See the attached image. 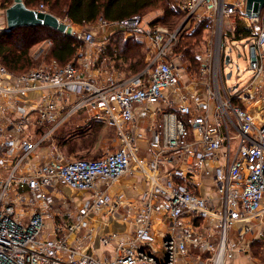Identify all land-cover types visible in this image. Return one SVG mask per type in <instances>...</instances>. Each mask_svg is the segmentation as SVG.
Returning <instances> with one entry per match:
<instances>
[{"label":"built area","instance_id":"built-area-1","mask_svg":"<svg viewBox=\"0 0 264 264\" xmlns=\"http://www.w3.org/2000/svg\"><path fill=\"white\" fill-rule=\"evenodd\" d=\"M181 9L182 27L193 19L206 32L198 75L177 49L179 30L143 14L91 29L64 20L80 41L66 64L50 59L15 74L0 61V264H182L195 247L206 264H227L238 223L240 237L252 233L264 253V13L249 16L247 0H182ZM241 26L248 32L237 33ZM120 32L147 44L137 74L116 72L109 38ZM42 44L47 50L53 39ZM234 50L249 57L250 75L228 85L234 66L241 72ZM199 81L205 102L191 87ZM138 109L150 112L144 132ZM85 111L115 125L120 142L97 157L67 158L54 135ZM44 147L54 153L36 161ZM134 171L149 183L138 200L115 191ZM157 224L168 227L161 238Z\"/></svg>","mask_w":264,"mask_h":264},{"label":"trees","instance_id":"trees-1","mask_svg":"<svg viewBox=\"0 0 264 264\" xmlns=\"http://www.w3.org/2000/svg\"><path fill=\"white\" fill-rule=\"evenodd\" d=\"M27 6L37 8L44 4L51 12L61 17H68L75 23H97L100 19L117 21L135 14H144L148 10L164 8L166 15L161 19H155V23H162L173 27L174 22L169 21V16L176 15L171 6L172 0H24ZM13 0H4V6H10ZM264 23V15H263ZM204 30L199 24L190 34L184 33L177 49L189 51L191 42L185 41L194 39L198 42V36ZM248 32L241 26L238 32ZM46 38L53 39L50 51L47 54L49 59H57L60 63L66 64L74 60L80 41L69 35L46 26H24L14 31H3L0 34V61L10 71L22 73L36 64L32 58L31 47L34 43ZM185 38V40H184ZM185 41V42H184ZM195 42L193 44H195ZM119 43V53L128 59L140 58L138 63L144 65L143 42L135 39L122 37ZM194 59V58H193ZM192 61L196 60L194 59ZM138 65V66H139ZM73 126V124H69ZM84 157V156H82Z\"/></svg>","mask_w":264,"mask_h":264},{"label":"crops","instance_id":"crops-1","mask_svg":"<svg viewBox=\"0 0 264 264\" xmlns=\"http://www.w3.org/2000/svg\"><path fill=\"white\" fill-rule=\"evenodd\" d=\"M205 36H206V32ZM107 37L105 34L103 38ZM122 37L125 39H135L137 41L143 42V54H144V65L140 66L138 60L141 58L128 59L123 56V54L119 53V48L121 44L119 43ZM116 40H112V36L109 38V42L116 46L117 55L114 56L115 64L120 69H112L116 70L117 73L124 76L134 75L139 73L145 68V65L148 61L149 51L147 48V44L143 39H137L136 37H131L123 34L122 32L118 33ZM120 44V47H119ZM139 65V66H138ZM111 71V70H110ZM192 90L194 91L195 97L199 99V102L204 100L207 101L209 99V95L207 93V88L204 84L199 81L197 83H191ZM203 102V103H204ZM213 105V103H212ZM145 112L148 113V117L146 120V125L142 123V118H146ZM89 113L80 112L75 114L72 117H69L68 120L59 128L57 133L54 135L55 142L59 148V150L67 156V158H75L73 155L78 154V156L82 157V154L92 155V157H97V155L102 152L100 155L105 153L106 151L115 150L118 147L120 142L119 133L117 127L113 124H110L107 120L102 122L94 123L90 117H88ZM137 117L140 122L141 131H145L148 126V121L150 118L149 111H140L137 110ZM69 124H73L74 126L80 128L81 133H77L76 135L72 134L70 137L68 136V131L72 126ZM112 131L116 138H113L112 143L111 139L107 136L108 133ZM143 131V132H144ZM106 141V142H105ZM114 146L112 147V145ZM147 142L145 139H141L139 141V155L145 156L147 151ZM115 147V148H114ZM112 148V149H111ZM114 148V149H113ZM140 151H143V154H140ZM54 153L53 150H50L48 147H44L39 150L38 157L35 156L36 161H42L44 158L52 155ZM98 155V156H100ZM91 157V156H89ZM137 173V174H136ZM149 187V183L147 178L142 176L139 172L134 171L129 174L124 180H122L119 184L115 186V191L123 192L127 194L130 198L138 200L143 195V191ZM62 190L70 195L73 199L76 198L77 202L79 201V195L76 190H73L67 186L62 185ZM115 229L121 231L123 229H129L128 225L113 223ZM112 225V226H113ZM161 224H157V231L159 232V238L162 237L163 231H167L168 227L159 226ZM210 227L215 228L212 223H209ZM241 223L236 224L231 229L232 239L235 241L236 248L233 249V256L227 260V264H264V253L261 249L260 241L252 242V233H246L243 237H240V229ZM260 224L254 225L253 233H257L259 230ZM160 228V229H159ZM210 229H208L209 231ZM215 232V229H214ZM201 251L198 248H194L192 250V254L187 256L188 259L181 260L182 264H206V257H202L198 259V253Z\"/></svg>","mask_w":264,"mask_h":264},{"label":"rangeland","instance_id":"rangeland-1","mask_svg":"<svg viewBox=\"0 0 264 264\" xmlns=\"http://www.w3.org/2000/svg\"><path fill=\"white\" fill-rule=\"evenodd\" d=\"M3 2H4V0H0V34L4 31V29L2 30V28L7 24L6 12H5L6 9H4L5 6L3 5ZM13 2H14V0H13ZM181 4H182V0H172L171 6L175 10L176 15L169 16L168 18H170L169 21L174 22V25H173V27H170L169 25H166V24H164V25L169 27L170 31L179 30L180 35H181V39H182L183 38L182 35L184 33H186L187 35L192 33V31L200 23H198L195 20L191 19V20H189L190 22L189 21L186 22V25L184 27H182V25H184V22L186 21V14H184L183 10L181 9ZM263 13H264V11H263ZM143 15L146 17V19L155 20V19H161L162 17H164L166 15V13H165L164 8H156V9H152V10L146 11ZM59 17L61 19H63V20H67V21L70 19L68 17H61V16H59ZM89 25L90 26H88V25H86V26L91 29L92 28V26H91L92 23L89 24ZM80 26H82V27H79V28L86 29L85 25H80ZM201 26H203V25L201 24ZM95 29L98 30L99 28H95ZM110 29L113 30L114 28L111 27ZM93 31H95V30H93ZM95 34H98V32L95 31ZM204 37H205V33H204V30H202V33L198 36V42H195L194 39L185 40V38H184L185 41H189L190 40V42H191L190 45H187V46L190 47L189 48L190 52L187 51L186 53H187V55L189 57L190 63L192 64V67L190 69L192 75L193 74L198 75L200 61L204 59L205 51L207 50V45L204 43ZM43 41L44 40L39 41L37 43H34L33 46L30 49L32 58L36 61V64L33 67H31V68L40 67L44 63H47L48 61H50V59L47 58V54L50 51L51 47L47 46V50L44 49V45L42 44ZM182 42H183V39H182ZM194 42H195V44H193ZM239 48L242 49V47H239ZM246 51H248V50H246ZM233 57H234V59H238V63L240 65L241 72L239 74H237L239 71L237 70V67L234 66V69H235V73L234 74L235 75L231 79H228V85H235L238 82L237 81L238 80V75L244 74V77H242L243 79L245 77H247L248 75H250V73L245 71L246 68L248 67V64H249V61H248L249 57H245V56L239 57L237 50H234ZM193 58L196 60V62L192 61ZM15 74H20V73H15ZM243 79H241V80H243ZM241 80H239V81H241ZM145 116H146V118H144V117L142 118V123L144 124V127L146 125V120H147V117H148V113L147 112H145ZM81 131L82 130L80 128H78V127L73 125L71 127V129L68 131V136L70 137V135H72V134L76 135L77 133H81ZM108 134L109 135L107 137L111 139L110 141L112 143V141H113L112 139L116 138V136L114 135V133L112 131H110ZM113 146H114V144L112 145V147ZM101 153L102 152H100L98 155H100ZM140 154H143V151H140ZM73 156L74 157L75 156L76 157H80L81 154H80V156H78V154H74ZM82 156H84V157L91 156L92 157V155H85V154H82Z\"/></svg>","mask_w":264,"mask_h":264},{"label":"water","instance_id":"water-1","mask_svg":"<svg viewBox=\"0 0 264 264\" xmlns=\"http://www.w3.org/2000/svg\"><path fill=\"white\" fill-rule=\"evenodd\" d=\"M264 11V0H247V14L253 17L261 16ZM7 27L11 32L24 26H46L57 31L73 34L72 26L59 16L49 11H41L27 6L24 0H14L6 9ZM229 61V57H227ZM228 76H231L229 73Z\"/></svg>","mask_w":264,"mask_h":264}]
</instances>
